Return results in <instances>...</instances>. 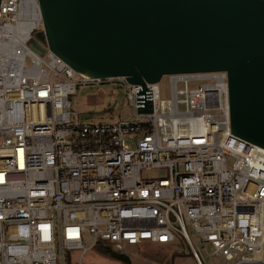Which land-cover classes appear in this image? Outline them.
<instances>
[{
  "label": "built area",
  "instance_id": "obj_1",
  "mask_svg": "<svg viewBox=\"0 0 264 264\" xmlns=\"http://www.w3.org/2000/svg\"><path fill=\"white\" fill-rule=\"evenodd\" d=\"M40 31L38 0H1L0 264H83L100 243L125 253L176 236L205 264L187 227L225 264H257L264 149L232 134L228 74L166 76L163 100L160 82L74 71ZM105 84L124 89L135 119L74 121L77 88Z\"/></svg>",
  "mask_w": 264,
  "mask_h": 264
},
{
  "label": "water",
  "instance_id": "obj_2",
  "mask_svg": "<svg viewBox=\"0 0 264 264\" xmlns=\"http://www.w3.org/2000/svg\"><path fill=\"white\" fill-rule=\"evenodd\" d=\"M38 1L36 39L80 74L145 87L226 72L232 134L264 149V0Z\"/></svg>",
  "mask_w": 264,
  "mask_h": 264
},
{
  "label": "rangeland",
  "instance_id": "obj_3",
  "mask_svg": "<svg viewBox=\"0 0 264 264\" xmlns=\"http://www.w3.org/2000/svg\"><path fill=\"white\" fill-rule=\"evenodd\" d=\"M163 100L170 99V85L168 78L160 82ZM72 111L76 113L73 120L84 123H116L119 121L134 120L133 109L129 106L122 87L112 84L99 86H81L71 98ZM3 139L0 140V145ZM128 144L133 145L128 140ZM231 164L232 162L229 161ZM162 171H147L144 177H160ZM191 241L199 249L205 264H225V260L213 255L214 247L211 242H203L192 227H187ZM191 248L180 237L169 245L152 244L149 242L139 246H128L125 253L131 264H196L191 255ZM81 252H70L73 260H78ZM83 264H125L102 256L96 249L89 251L83 258Z\"/></svg>",
  "mask_w": 264,
  "mask_h": 264
},
{
  "label": "trees",
  "instance_id": "obj_4",
  "mask_svg": "<svg viewBox=\"0 0 264 264\" xmlns=\"http://www.w3.org/2000/svg\"><path fill=\"white\" fill-rule=\"evenodd\" d=\"M96 250L102 256H105L112 260L120 261L125 264H131V260L128 256H125L123 254H120L119 252L114 251L113 248L109 245L100 243L97 245Z\"/></svg>",
  "mask_w": 264,
  "mask_h": 264
},
{
  "label": "bare ground",
  "instance_id": "obj_5",
  "mask_svg": "<svg viewBox=\"0 0 264 264\" xmlns=\"http://www.w3.org/2000/svg\"><path fill=\"white\" fill-rule=\"evenodd\" d=\"M257 264H264V254L263 253H259L257 255Z\"/></svg>",
  "mask_w": 264,
  "mask_h": 264
}]
</instances>
